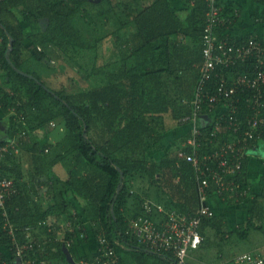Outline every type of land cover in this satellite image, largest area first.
Here are the masks:
<instances>
[{
	"label": "trees",
	"instance_id": "16d2710c",
	"mask_svg": "<svg viewBox=\"0 0 264 264\" xmlns=\"http://www.w3.org/2000/svg\"><path fill=\"white\" fill-rule=\"evenodd\" d=\"M184 4L178 10L172 0H0V108L6 116L0 120V128L2 121H7L8 126L6 136L0 137V177L12 179L17 189L0 208V264H14L17 258L10 226L23 240L25 234L17 229L38 222L51 226L42 227L38 235L34 233V239L42 245L28 253L33 264H79L68 262L70 251L63 250L61 243H43L44 238L58 237L56 227L62 228L60 223L70 225L67 239H74L73 247L84 246L90 239L98 243L102 235L111 243L120 241L115 245L119 264H175L172 253L160 255L140 246L131 234L129 221L142 215V205L148 202L149 190L141 194L134 186L139 177H146L148 188L156 189L158 202L166 199L167 209L197 213L195 171L178 157L181 150L191 152L192 148L176 150L180 145L177 142L172 152L162 154L164 147L172 146L170 135L180 127V118L192 111L200 77V68L195 74L193 67L187 66L192 51L201 48L202 57L207 6L203 0H184ZM223 10L224 15L234 12L230 6ZM232 18L234 22L238 20L236 16ZM42 19L48 21L45 30ZM27 27L38 31L27 36ZM225 29H219L221 37ZM11 38L14 48L7 57ZM106 40H110L109 47L113 45L111 61L103 57L100 65L90 66L87 54L97 55L99 45ZM192 43L195 49L189 50ZM33 44L41 48V58L52 54L50 58L57 62L64 63L65 59L69 67L82 69L77 77L84 83L93 74L104 76L105 82L84 89L71 85L57 90L48 86L27 67L40 59L30 47ZM111 65L113 72L108 70ZM235 70L251 72L247 63L239 64ZM239 98L238 114L245 127L251 113L248 93ZM48 101L49 106H45ZM12 109L14 113L10 115ZM33 109L41 118L50 113L49 117L31 125ZM203 110V114L211 115L208 105ZM57 119L64 121L66 134L62 143L54 144L49 142L48 126ZM211 131L208 121L202 125L201 153L216 148ZM16 137L21 143L20 155L13 140ZM220 139L224 142L231 137L222 133ZM249 143L251 150L256 145L261 147L264 128L263 135ZM251 157L243 160L238 174L240 189L248 193ZM59 164L68 171L65 180L54 170ZM28 176L41 190L30 191L25 184ZM259 181L264 182V174ZM213 189L216 193L217 185ZM261 191L252 197L245 221L232 232L226 230L219 216L203 218L202 245L211 243L207 228L215 230L221 239L234 236L239 242L248 240L253 231L264 232V186ZM245 197L240 196L238 202L229 196L225 201L219 199L230 205L241 203ZM42 198L49 199V207L43 205ZM130 210L134 211L131 217ZM55 214L59 216L57 221L49 223L47 220ZM87 224L93 229L87 230ZM258 254L264 257V253Z\"/></svg>",
	"mask_w": 264,
	"mask_h": 264
},
{
	"label": "built area",
	"instance_id": "2783aa9c",
	"mask_svg": "<svg viewBox=\"0 0 264 264\" xmlns=\"http://www.w3.org/2000/svg\"><path fill=\"white\" fill-rule=\"evenodd\" d=\"M210 10L207 16L203 34L204 64L200 68V77L193 99L192 111L181 117V125H192V137L185 147H191V152L181 150L179 157L190 163L195 171L196 191L199 205L196 214L183 213L175 209L166 210L153 202L144 203V213L131 218L129 227L140 246L156 253H172L175 264H186L192 251L200 248L203 236L200 233L202 220L213 214L209 201L212 195L226 200L227 196L239 200L247 196L248 191L241 190L238 174L242 172L243 160L249 156L250 140L263 135L264 128V38L250 37L242 43H232L230 31L235 26L234 17L224 15L223 7L218 0H208ZM237 16V15H236ZM226 28L223 37L219 29ZM249 64L251 72H235L239 64ZM215 81V82H214ZM248 93L251 113L243 121L239 117L240 95ZM209 106V112L216 114L209 119L212 126L211 138L215 141L214 150L201 153L203 145L202 126L204 106ZM228 134L231 139L221 142L220 134ZM212 140V141H213ZM217 141V143H216ZM217 185L215 193L213 185ZM17 192L12 179L0 177V208L5 207L8 196ZM215 193V194H214ZM163 214L161 223L153 220L154 214ZM13 248L19 258H28V253L40 247V241L34 239L33 227L21 229L25 234L24 241L14 235ZM71 231V230H70ZM83 237V235H81ZM74 239H68L66 245L72 247ZM106 236L98 238V254L80 264H119L115 245ZM28 259L23 264H32ZM234 264H264V257L258 253L249 252L237 255Z\"/></svg>",
	"mask_w": 264,
	"mask_h": 264
},
{
	"label": "crops",
	"instance_id": "0c3cea01",
	"mask_svg": "<svg viewBox=\"0 0 264 264\" xmlns=\"http://www.w3.org/2000/svg\"><path fill=\"white\" fill-rule=\"evenodd\" d=\"M173 1V5L178 9V10H182L184 7H185V4H184V0H172ZM206 2V6H207V14H206V18L208 16V13H209V10H210V3L208 0H203ZM221 1V4H219L220 6L222 7H225V6H230L234 9V12H232L231 16H236L238 18V20L236 21L235 23V26L231 29L230 31V40L232 41V43H242V42H245L247 41L248 39H250V37H255V38H264V0H220ZM219 3V2H218ZM189 50H194V43H192ZM198 45V44H196ZM202 45H203V40H202ZM200 50L201 48L198 49V51H192L191 53V57L188 61V66L187 67H193L191 69L192 72L195 74L198 71V68H201L200 65L202 66L204 64V55H203V47H202V57H201V53H200ZM113 55V53L110 54V57ZM118 59V57H115ZM120 59V58H119ZM116 60V59H115ZM195 61V62H194ZM202 63V64H201ZM198 67V68H197ZM114 70V66L109 69V72H113ZM236 73H240L239 71H236ZM199 81V79H198ZM198 84V82H197ZM196 89H197V85L195 87V91H194V94L196 92ZM220 111H223V107H220L216 114H218ZM12 113H14V110L12 109L10 115H12ZM215 114V115H216ZM9 115V116H10ZM214 114H211V115H207V114H203L201 120H200V124L201 126L204 125L209 119H213ZM6 116H4V113L2 111V109L0 108V120L1 119H4ZM209 122V121H208ZM7 123V121H2L1 123V128H4L6 127L5 124ZM4 130H6V128H4ZM54 131H51L50 132V135H49V142H53L52 141V138L51 136L52 135H55L53 134ZM189 132V133H188ZM189 134V135H186ZM66 134V133H65ZM192 125L191 124H185V125H180V127H177L175 128V131H173L172 135L171 136V140H172V146L169 145L168 147H164L165 150L164 152H162V154L165 153V155L168 154V152H172L173 150V145L177 142H179V146H178V149L176 150H179L181 149V147H185V145L187 144V141L192 137ZM3 136H6V135H0V137H3ZM252 149V148H251ZM250 149V153H249V156L253 155V157H251V160L249 162V166H248V177H249V181H250V185H251V194L250 195L248 193L247 195V198L244 199L241 203H233V204H226V203H222L221 199H219L218 197H215L213 199H210L209 201V205L211 206V209H212V212L215 216H219L221 218L224 219V224H226V230L228 232H232L233 230H235L237 228V226L241 223H243L246 219V215H247V211L248 209L251 207V203H252V197L255 196V194H260L261 190H262V187L264 186V182L263 183H260L259 181V178L261 175L264 174V144L261 146V147H258V145H256V147L251 150ZM19 153V155L22 153V149L20 150V148H18L17 150ZM26 154L24 155V159L27 160V156ZM178 157H179V153H178ZM179 159H181L179 157ZM25 168L28 167V164L25 162ZM27 165V166H26ZM57 166L55 167V172H57L56 170ZM27 178V177H26ZM63 179V178H62ZM26 180V185L30 186V178L28 176V179H25ZM35 186V185H34ZM34 186H33V189H34ZM254 194V195H253ZM42 200L44 201V206H47L49 207V199H45V198H42ZM148 202H152L150 200H147ZM155 202V201H154ZM153 202V203H154ZM233 202H238L237 200H234ZM155 204H162L163 207L164 206V202H156ZM160 206V205H158ZM143 207V206H142ZM166 208V207H165ZM166 210H172V209H167ZM177 211H179V209H175ZM58 214H55V216H52V220H56L57 221V218H58ZM131 218H134V217H131ZM130 218V219H131ZM153 220H155L156 222L158 223H161L163 221V214L161 213H157V214H154L152 216ZM51 220V219H49ZM65 223H60L58 226H62V228H57V231L59 230L58 232V237L56 239H43V243L44 241L45 242H49V243H53V242H59L62 244V247H63V250L65 251H70V258H71V262H74L76 260V263H78V260L84 256H88L90 258H93L95 257L98 253V243L96 242V240H92L90 239V242H88V244L84 245V246H80V247H73L74 244L72 245V247H68L66 245V241L68 240L67 239V230H68V225L67 223L64 225ZM63 225H64V228H63ZM31 227H33V236H34V233L35 234H39V233H42V227H46V226H51L49 225L48 223L45 224V222H38V223H35V224H32V225H29ZM86 228L88 230V227L86 225ZM23 229V228H22ZM48 229H50V231H52V228L49 227ZM18 231H21V229H17ZM14 235L16 238H18L19 240H21L18 235H17V231L14 229ZM212 231L215 232V230H213L212 228H207V232L208 234L211 233ZM89 233V232H88ZM216 233V232H215ZM217 234V233H216ZM83 235V234H81ZM91 234L89 233V236ZM218 235V234H217ZM82 237V236H81ZM230 237V236H229ZM82 238H85V235H83ZM222 236L220 235V242L216 245H213V247H218V250L219 251L222 247H224V250L226 247H231V249H228L232 252H236L234 251L235 248L237 250V247H235L234 249H232V246H231V242L233 240L234 244H239L238 240L234 239V238H237V237H230L229 239L227 238V240H224V239H221ZM25 239V238H24ZM21 240V241H24ZM11 240H13V236L11 234ZM213 241V239H212ZM231 241V242H230ZM246 241H251V238L250 240H246ZM223 243L225 244V242H227L225 245L223 246H220L219 244L220 243ZM242 242H245V241H242ZM201 247V246H200ZM210 247V245H202L201 248H199L198 250L196 251H192V253L190 254L189 258L187 259L186 261V264H192L194 261L192 260H198L199 257H201V253L203 251H207V248ZM72 248V249H71ZM202 248L206 249V250H202ZM97 249V250H96ZM4 252H6L5 250H3ZM97 251V252H96ZM242 253H249V251H246V252H242ZM242 253H237L238 255L242 254ZM262 253V252H260ZM200 254V255H199ZM196 256H199L198 258H196ZM237 256V255H236ZM235 256V257H236ZM235 257H233V259H235ZM20 261L21 258L17 257ZM200 259V258H199ZM22 260V259H21ZM83 260V259H82ZM68 261H69V258H68ZM199 261L201 262H204L203 259H200ZM234 262V261H233ZM80 264V262H79ZM200 264H203V263H200ZM204 264H209V263H206L204 262ZM212 264V263H210Z\"/></svg>",
	"mask_w": 264,
	"mask_h": 264
},
{
	"label": "rangeland",
	"instance_id": "374dc122",
	"mask_svg": "<svg viewBox=\"0 0 264 264\" xmlns=\"http://www.w3.org/2000/svg\"><path fill=\"white\" fill-rule=\"evenodd\" d=\"M110 24H111L110 27H112L113 23L111 22ZM47 26H48V21L45 20L44 30L47 28ZM37 31H38V28L27 27V29H26L27 36H30L34 32L37 33ZM109 45H110V40H106L104 45L103 44L99 45V47L97 49L99 53L97 55L94 52H92L91 56L89 54H87L88 55L87 59H89L87 61L88 64H90V66L94 63L100 65L101 59L103 57L108 59L109 61H111L110 54L112 53L113 45H111L110 47H109ZM30 47L35 52H37L36 57L40 58V59L37 60L36 62L32 61V62L28 63L27 67L31 68L30 70L33 73L40 75L41 79L44 80L48 86H50L54 89L59 90L62 87L69 88L71 85H72L71 87H75V88L76 87H82V89H84V88L89 87V86L97 87V86H100L102 83L105 82L104 76L101 75V76L97 77L96 74H93L89 79L86 80L87 82L85 81V83H84L83 80H80L77 77L79 74H81L82 69H79L77 66H76V68L75 67H69V64L66 63L69 61L62 59V58L61 59H62V61H64V63L57 62V60L54 57L50 58V56L52 54H48V56H45V58H41V52H42L41 48L37 44L30 45ZM57 52L59 53V51H57ZM58 53H56V55H58ZM112 67H113L112 65L109 66L108 70L111 69ZM47 105L49 106V101L45 103V106H47ZM31 112H32L31 115L35 116L31 125H33L36 121L42 120V118L46 119L47 117H49V114H50V113L44 114V116L41 118L40 114L38 115L37 110L33 109V111H31ZM36 115H38V116H36ZM50 123H51L50 126H48L50 129V132L54 131L53 134H55V135L51 136L52 141H53L52 143H54V144H57L59 142L62 143L64 141L63 139L65 137V132H66V126H65L64 121H62L61 119H57V120H53V121L51 120ZM7 127H5V128H7ZM6 133H8V128H7V130H4V128H2L0 130L1 135H6ZM14 139L16 141V145H18V147L20 148L21 143H20L19 138L16 137V138H13V140ZM56 170H57L56 174L61 179L63 178V180H65L67 178L68 171L61 164H59L57 166ZM139 178L134 181V186H136L137 189L139 190L138 193L143 194L144 191L148 189L149 192L147 194V196H148L147 200H150L152 202H154V201L158 202L160 199L159 198L160 195L158 196V194H157L158 192L156 191V189L155 188H152V189L148 188L149 182H148L146 177L145 178L139 177ZM26 179H28V177ZM34 185H35L34 182L30 181L29 189L31 192L33 190H37V191L41 190V187H39V186L36 187ZM33 186H34V189H33ZM249 194L252 195L251 193H249ZM34 195H36V194L34 193ZM36 196H38V195H36ZM161 200L162 201H160V202L162 203L166 199L163 197ZM156 202H154V203H156ZM158 205L162 206V204H158ZM133 212L134 211L130 210V214H129L130 217L132 216ZM47 221L49 223H51L52 219L51 220L48 219ZM45 224H46V222H45ZM88 228H89V230L93 229L90 227V225H88ZM208 237L211 241V243L209 244L210 247L209 248L206 247L207 251H203L201 253V255L199 254L201 257L196 256V258L199 257L200 259H203L204 262L209 263V264L210 263H212V264H234L233 257L237 253H242V252H246V251L254 252V253H258V252L264 253V232H262V231H253L251 236H250L251 241L238 242L239 244L235 245L233 240H232V242H231L232 249H234L235 247L238 246L237 250H236V248L234 250L236 252H232V251L228 250V249H231V247H229V248L226 247L225 250H224V247H222L219 251H217L218 247H213V245H216L220 242V235L219 234L217 235L214 231L209 233ZM212 239H213V241H212ZM234 239L238 240L237 238H234ZM202 250H206V249L202 248ZM84 257H89V255L84 256ZM199 258H198V260H196V259L192 260V261H194L192 264H200V263L204 264V262L199 261L200 260ZM21 259L19 261V259L16 258L13 263L14 264H23L24 261H28L27 257L23 258L22 260ZM80 259L78 260V263L81 261ZM68 262L72 263L70 256H69ZM74 262L76 263V260ZM57 263H59V262H57Z\"/></svg>",
	"mask_w": 264,
	"mask_h": 264
},
{
	"label": "water",
	"instance_id": "95a60500",
	"mask_svg": "<svg viewBox=\"0 0 264 264\" xmlns=\"http://www.w3.org/2000/svg\"><path fill=\"white\" fill-rule=\"evenodd\" d=\"M44 25H45V20L42 19V20H41V27L44 28ZM13 48H14V39L11 38V40H10V47H9V49L7 50V53H6V56H7V57L9 56V54H10V52L13 50ZM21 72H22L23 74H26V73H24L23 71H21ZM26 75H28V74H26ZM28 76H31V75L29 74ZM69 255H70V254H69Z\"/></svg>",
	"mask_w": 264,
	"mask_h": 264
}]
</instances>
